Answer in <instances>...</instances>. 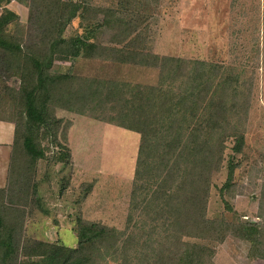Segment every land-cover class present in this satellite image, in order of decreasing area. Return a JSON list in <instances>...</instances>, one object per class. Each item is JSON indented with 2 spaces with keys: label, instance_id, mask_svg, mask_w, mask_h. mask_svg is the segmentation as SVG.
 Segmentation results:
<instances>
[{
  "label": "trees",
  "instance_id": "trees-1",
  "mask_svg": "<svg viewBox=\"0 0 264 264\" xmlns=\"http://www.w3.org/2000/svg\"><path fill=\"white\" fill-rule=\"evenodd\" d=\"M37 1L45 7L38 22L41 30L36 42L23 45V38L8 31L12 23L18 22L19 15L0 0V48L21 75L18 89L4 84L7 98L0 93V120L14 124L9 172H16L12 183L20 189L17 196L24 199L38 192V182L31 184V180L41 159L43 129L52 145L67 156L58 136L61 120L47 116L46 106L84 113L86 105L92 112L97 111V118L140 134L131 208L140 209L142 220L140 225L134 223L139 234L131 232L119 245L115 228L78 217L77 246L33 240L25 247L27 258L20 264H100L122 246L126 249L123 256L134 248L146 264H206L214 251L191 238L219 240L229 233L251 242V257L264 258L263 224L245 221L234 224L224 218L208 217L206 211L214 172L225 165L229 169L221 192L230 190L233 183L232 157L224 165L228 142H233L234 154L241 153L245 145L244 126L240 120L234 122L240 110H236V101L232 104L228 97L231 93L235 97L239 81L225 77L216 83L222 67L205 60L141 50L142 46L135 44L139 33L126 42L125 49L101 45L92 40L99 29L103 25H117L114 22L123 26L124 20L108 18L106 22H98L89 15L91 8L79 0ZM128 1L122 2L123 7ZM77 17L82 32L65 36L67 26ZM129 34L112 41L124 43ZM81 56L156 67L159 79L156 84H141L52 72L56 57ZM242 111L247 116L245 108ZM262 195L264 202V183ZM6 197L2 189L1 204ZM34 201L39 204L38 197ZM7 210L6 213L0 210L1 264L11 261L18 247L15 235L19 223L9 212L15 209ZM132 215L133 212L127 226L133 221ZM158 219L163 221L161 226H152Z\"/></svg>",
  "mask_w": 264,
  "mask_h": 264
},
{
  "label": "rangeland",
  "instance_id": "rangeland-1",
  "mask_svg": "<svg viewBox=\"0 0 264 264\" xmlns=\"http://www.w3.org/2000/svg\"><path fill=\"white\" fill-rule=\"evenodd\" d=\"M79 1L91 8L89 15L98 22H106L108 18L125 21L123 26L117 22L115 26L103 25L92 39L97 43L125 49L126 42L139 33L135 44L141 45V50L205 60L222 67L216 83L225 77L239 81L235 97L231 92L228 97L231 103L236 101V110H240L234 122L240 120L244 126L245 145L241 153L234 154L233 142H228L224 165L232 157L233 183L230 190L221 192L229 169L225 165L214 172L206 211L208 217L224 218L234 224L245 221L264 225V0H129L125 7L122 2L127 0ZM3 2L19 15L18 22L12 23L8 31L23 38V45L36 42L41 30L39 17L45 9L42 3L37 0ZM100 8L103 11L98 12ZM79 24L77 17L67 26L65 36L82 32ZM126 34L130 36L124 43L112 41ZM52 72L141 84H156L159 79L156 67L83 56L56 57ZM20 83V72L0 48V93L7 98L4 84L18 89ZM84 108V113H80L60 106H46L47 116L61 120L58 136L67 156L62 154L61 148L52 145L43 129L39 145L41 159L31 180V184L38 182L35 196L28 194L24 199L17 196L20 189L13 185L16 172H9L10 162L3 163L0 191L5 190L7 197L4 204L0 203V210L6 213L11 207L15 209L9 212L19 223L15 235L17 253L6 264H20L25 260V247L33 240L77 246L75 220L78 217L88 223L115 228L119 245H123L131 232L139 234L134 223L141 224L140 209L132 211L131 204L140 134L101 120L95 116L97 111L92 112L86 105ZM244 108L247 116L243 115ZM11 128L14 129V124ZM36 197L39 204L34 201ZM132 212L133 221L127 226ZM162 222L158 219L151 225L159 228ZM197 238L191 240L200 241L214 251L206 264H264V258L250 256L251 242L234 233L219 240ZM261 239L264 249V236ZM122 248L114 256H106L100 264H146L142 254L134 248L128 249L127 256L122 255L126 251ZM207 252L209 254V250Z\"/></svg>",
  "mask_w": 264,
  "mask_h": 264
},
{
  "label": "crops",
  "instance_id": "crops-1",
  "mask_svg": "<svg viewBox=\"0 0 264 264\" xmlns=\"http://www.w3.org/2000/svg\"><path fill=\"white\" fill-rule=\"evenodd\" d=\"M10 125L13 127V123L8 122V121H4V120H0V176L3 172V167L5 165L3 163L7 162V164H8V162H10L9 161L10 160V154L12 152L14 129L11 128ZM9 133L11 134V136ZM7 135H9V138ZM8 158H9V160H8ZM3 177L4 176H2L1 178H3ZM1 183H2V181L0 179V185H1Z\"/></svg>",
  "mask_w": 264,
  "mask_h": 264
}]
</instances>
